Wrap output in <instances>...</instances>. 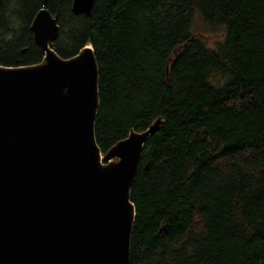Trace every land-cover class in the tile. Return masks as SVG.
<instances>
[{
	"label": "trees",
	"instance_id": "obj_1",
	"mask_svg": "<svg viewBox=\"0 0 264 264\" xmlns=\"http://www.w3.org/2000/svg\"><path fill=\"white\" fill-rule=\"evenodd\" d=\"M72 1L0 0V64L42 59L47 6L59 55L93 46L104 153L162 119L131 189L130 264H264V0Z\"/></svg>",
	"mask_w": 264,
	"mask_h": 264
},
{
	"label": "water",
	"instance_id": "obj_2",
	"mask_svg": "<svg viewBox=\"0 0 264 264\" xmlns=\"http://www.w3.org/2000/svg\"><path fill=\"white\" fill-rule=\"evenodd\" d=\"M94 2L73 0L72 11L89 14ZM30 28L42 59L0 64V264H130L131 189L163 121L131 129L104 153L93 46L59 55L47 6Z\"/></svg>",
	"mask_w": 264,
	"mask_h": 264
},
{
	"label": "rangeland",
	"instance_id": "obj_3",
	"mask_svg": "<svg viewBox=\"0 0 264 264\" xmlns=\"http://www.w3.org/2000/svg\"><path fill=\"white\" fill-rule=\"evenodd\" d=\"M201 30H202V32H203L204 34H206V35H211V34H213V32L211 31V29H210L209 26H203Z\"/></svg>",
	"mask_w": 264,
	"mask_h": 264
}]
</instances>
